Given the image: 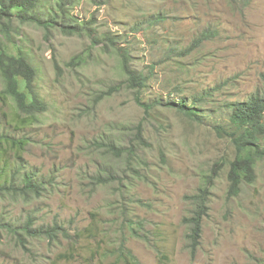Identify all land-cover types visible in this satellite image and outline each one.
Listing matches in <instances>:
<instances>
[{"label":"rangeland","instance_id":"1","mask_svg":"<svg viewBox=\"0 0 264 264\" xmlns=\"http://www.w3.org/2000/svg\"><path fill=\"white\" fill-rule=\"evenodd\" d=\"M38 8L58 23L15 21L14 44L0 34L9 54H28L45 106L19 112L1 98L0 74V136L9 141L0 144V264H264V156L253 183L233 195L235 148L215 129L228 126L231 103L264 91V0H41ZM66 23L79 33H63ZM122 56L140 87L130 86ZM177 102L197 106L200 120ZM27 174L36 194L25 190ZM205 186L193 244V196ZM29 224L62 230L32 237Z\"/></svg>","mask_w":264,"mask_h":264},{"label":"trees","instance_id":"2","mask_svg":"<svg viewBox=\"0 0 264 264\" xmlns=\"http://www.w3.org/2000/svg\"><path fill=\"white\" fill-rule=\"evenodd\" d=\"M41 0H0V34L4 39L12 44L14 22L26 24L29 22L37 23L39 25H46L47 27H54L52 24L58 23L55 16L47 18L43 21L33 11L38 10V4ZM62 27V32L73 35L79 33L77 27L71 23L59 24ZM212 31L204 32L194 42L193 49L200 45L202 41L211 37ZM7 44L0 41V74L3 79L4 87L1 91L2 99H11L15 103L16 108L22 114L32 117L38 112L45 109L42 100L35 90V79L37 71L32 65L28 54L22 49H18L15 55L9 54L6 49ZM122 60V68L128 77L130 86H139L143 78L141 75H136L128 68L126 57ZM264 82V74L261 75ZM139 91V90H138ZM138 93V92H137ZM4 97V98H3ZM179 112L189 118L200 120L201 114L198 107L195 105L187 106L183 102H177ZM148 109V107H147ZM229 124L217 125L215 127L217 134L227 137L235 148V157L229 162L228 181L229 192L233 195L238 194L242 183H253L255 179V166L257 161L262 160L264 156V146H261L260 140L264 139V91L262 94L253 93L244 101H235L228 106ZM3 139L9 142L5 137L0 136V144ZM144 140L142 139L141 142ZM13 144V143H12ZM263 147V148H262ZM17 149H21V144ZM109 150L120 156V148L117 149L110 145ZM128 159L134 157L135 151L132 148L127 149ZM33 175L27 174L22 183H24L25 190L36 194L38 192V185L34 181ZM102 182V181H101ZM103 183H106L104 181ZM208 187L205 186L200 189V192L193 196L196 202V209L193 216L190 218L191 223V241L193 244L198 243L202 220L207 215V193ZM128 222H130L128 220ZM133 223V222H130ZM130 229H134L131 227ZM62 228L52 226L50 228H36L32 229L31 224L27 226L26 234L32 237L45 235L50 239H57L59 231ZM132 234H137L132 230ZM21 244L24 246L22 240ZM125 248H122L124 254ZM129 253V251H128ZM128 260H133V256L125 257Z\"/></svg>","mask_w":264,"mask_h":264}]
</instances>
